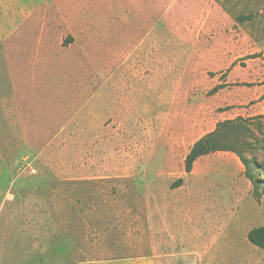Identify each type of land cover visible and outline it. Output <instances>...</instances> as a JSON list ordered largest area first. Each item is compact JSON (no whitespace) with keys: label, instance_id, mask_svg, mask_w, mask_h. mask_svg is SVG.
<instances>
[{"label":"rangeland","instance_id":"rangeland-1","mask_svg":"<svg viewBox=\"0 0 264 264\" xmlns=\"http://www.w3.org/2000/svg\"><path fill=\"white\" fill-rule=\"evenodd\" d=\"M258 57L264 0H0V264H262ZM223 111L259 196L234 151L185 171Z\"/></svg>","mask_w":264,"mask_h":264},{"label":"trees","instance_id":"trees-1","mask_svg":"<svg viewBox=\"0 0 264 264\" xmlns=\"http://www.w3.org/2000/svg\"><path fill=\"white\" fill-rule=\"evenodd\" d=\"M262 116H264V114L259 115V117ZM244 122L245 119L243 117H238V119L235 118L219 121L216 128L212 132L205 134L192 145L190 151L186 155L185 171L187 173H191L193 170L194 162L204 155L216 152L218 150L234 151L245 166V176L253 184L255 195L259 196L260 193L258 192V186L263 181L260 180L259 176H256L252 172L250 167L251 160L246 158L242 152L237 150V148L235 149L232 146L224 144L223 142L226 135V130L243 126ZM182 181L183 179L179 178L178 185H181ZM249 238L255 244L264 247V226L251 230L249 233ZM262 264H264V261Z\"/></svg>","mask_w":264,"mask_h":264},{"label":"crops","instance_id":"crops-1","mask_svg":"<svg viewBox=\"0 0 264 264\" xmlns=\"http://www.w3.org/2000/svg\"><path fill=\"white\" fill-rule=\"evenodd\" d=\"M257 59L262 60V58H249L246 60V63H248V76L249 77H258L261 75V70L256 68V65L259 64V62H257ZM264 62V60H262ZM237 70H238V65H235V67L233 68V70H231V72L229 73V79L230 81L234 78L237 77ZM264 86V84H263ZM263 93H264V88H263ZM220 94V92H217V96L216 98L218 99V95ZM264 103V102H263ZM228 112L223 111V112H218L217 113V121H223L226 119H233V118H228L227 115ZM264 113V110H263ZM164 234V233H163ZM160 260L158 261L156 257H152V256H144L142 258H125V259H118V260H113L110 261L108 263L102 262L100 261L99 264H159Z\"/></svg>","mask_w":264,"mask_h":264}]
</instances>
